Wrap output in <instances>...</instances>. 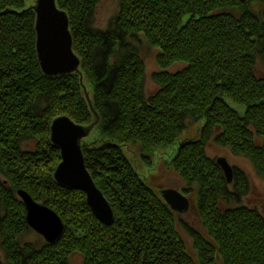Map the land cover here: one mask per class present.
I'll list each match as a JSON object with an SVG mask.
<instances>
[{
  "label": "trees",
  "instance_id": "obj_1",
  "mask_svg": "<svg viewBox=\"0 0 264 264\" xmlns=\"http://www.w3.org/2000/svg\"><path fill=\"white\" fill-rule=\"evenodd\" d=\"M26 1L0 0V264H69L76 254L83 264H264V216L241 205L247 176L232 168L229 185L206 149L213 142L249 158L264 179V77L255 70L264 68V0H118L105 30L89 23L97 0H55L80 59L79 73L55 78L40 69L34 1ZM149 52L162 71L146 96ZM176 63L185 65L164 71ZM63 116L100 133L82 141V155L112 208L109 226L85 194L53 178L61 155L50 128ZM192 127L194 136L183 137ZM176 143L171 167L193 197L194 228L124 152L133 147L145 159ZM19 190L62 221L54 245L22 241L32 231Z\"/></svg>",
  "mask_w": 264,
  "mask_h": 264
},
{
  "label": "water",
  "instance_id": "obj_2",
  "mask_svg": "<svg viewBox=\"0 0 264 264\" xmlns=\"http://www.w3.org/2000/svg\"><path fill=\"white\" fill-rule=\"evenodd\" d=\"M32 11L36 15V52L40 69L47 78L68 76L79 73L80 59L73 52L72 36L69 31V18L66 12L57 7L55 0H35ZM86 99L91 106L90 100ZM92 127L78 125L67 117H59L52 122L50 141L61 155V163L54 172L56 183L66 189L85 194L88 207L95 218L105 226L113 223V212L89 175L82 155V141L90 135ZM216 164L222 170L225 181L231 185L234 170L225 158H217ZM18 198L23 202L25 222L45 243L54 245L64 234V225L53 210L35 202L25 191L19 190ZM164 203L177 215L187 213L189 199L174 189L161 190Z\"/></svg>",
  "mask_w": 264,
  "mask_h": 264
},
{
  "label": "rangeland",
  "instance_id": "obj_3",
  "mask_svg": "<svg viewBox=\"0 0 264 264\" xmlns=\"http://www.w3.org/2000/svg\"><path fill=\"white\" fill-rule=\"evenodd\" d=\"M35 1V0H33ZM31 0H27L25 2V8L31 7ZM118 0H97V4L95 5L92 14L89 18V23L91 24V29L93 30H105L109 21L118 13ZM145 65V73H144V94L146 96H151L156 93L158 90L157 84L153 81V74L158 71H162L158 64H156L155 56L152 53H148V55L144 59ZM184 63H176L172 65L165 72L175 73L178 70H181L184 67ZM257 75L259 77H264V68L256 67ZM87 97L89 99V95L91 96L92 89L87 86ZM228 105L235 108L240 114L243 113L244 108L238 104L233 102H228ZM196 128L192 127L189 132H187L183 137L189 139L194 136ZM90 135L86 137L83 142H91L95 138L100 137V133L97 128L92 129L90 131ZM32 143L22 144L23 148L30 147ZM178 143L169 146L168 148H161L155 151L152 155H145V159L140 157L139 152L133 147H126L124 152L127 153V156L134 164L136 172L141 175V177L146 181V183L151 184L153 188H155L160 194L161 190L174 189L181 194H184L189 201L193 200V197H190L186 193H183V188L185 187L184 183L179 179L177 174L173 171L171 167V160L177 152ZM207 155L211 159L217 158H225L228 160L229 164L232 168L240 169L247 179L249 180V192L247 196H245L241 200V205L249 208L256 209L258 212L264 216V179L260 177L255 169L252 166L249 158H244L241 156L233 155L228 149L221 148L215 145L213 142L207 145ZM191 204V203H190ZM177 215V214H176ZM178 220L181 223H184L191 227H198V219L195 214V210L193 205L191 204L190 210L183 214L177 215ZM183 240L187 248L191 251V240L186 235H182ZM22 241L26 243H36L40 244L41 241H44L37 233L27 234L22 237ZM4 256L2 255L1 246H0V260H3ZM69 264H83L82 257L79 254L73 255L70 257ZM219 264V263H218Z\"/></svg>",
  "mask_w": 264,
  "mask_h": 264
}]
</instances>
